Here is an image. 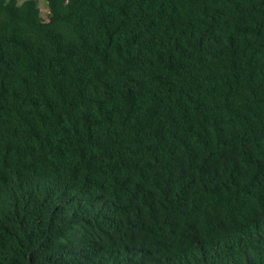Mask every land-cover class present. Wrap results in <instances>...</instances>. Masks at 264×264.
<instances>
[{
	"label": "trees",
	"instance_id": "1",
	"mask_svg": "<svg viewBox=\"0 0 264 264\" xmlns=\"http://www.w3.org/2000/svg\"><path fill=\"white\" fill-rule=\"evenodd\" d=\"M0 0V264H264V0Z\"/></svg>",
	"mask_w": 264,
	"mask_h": 264
},
{
	"label": "rangeland",
	"instance_id": "2",
	"mask_svg": "<svg viewBox=\"0 0 264 264\" xmlns=\"http://www.w3.org/2000/svg\"><path fill=\"white\" fill-rule=\"evenodd\" d=\"M26 0H18V3L21 4ZM38 5L41 11V14L44 18L48 16L49 9H48V3L46 0H38Z\"/></svg>",
	"mask_w": 264,
	"mask_h": 264
}]
</instances>
